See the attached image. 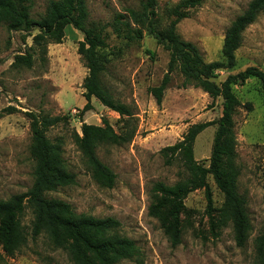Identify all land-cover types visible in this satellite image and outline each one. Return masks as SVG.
Segmentation results:
<instances>
[{
    "label": "rangeland",
    "instance_id": "obj_1",
    "mask_svg": "<svg viewBox=\"0 0 264 264\" xmlns=\"http://www.w3.org/2000/svg\"><path fill=\"white\" fill-rule=\"evenodd\" d=\"M49 1L33 0L31 16L40 19ZM180 1L157 0L159 28L168 26L173 19L172 8ZM85 2L88 25L106 26L101 52L108 61L103 81L117 100L134 109L136 133L129 139L126 121L95 97L85 109L83 82L88 69L78 54L84 38L81 31L66 27L62 42L49 43L43 59L41 47L34 41L38 29L10 31L0 23V110L9 105L18 109L0 119V200L28 191L34 181L26 112L67 115L69 119L49 128L47 136L59 147L65 168L76 179L48 196L69 203L76 214L119 220L117 233L133 240L137 253L117 264H264V245L259 240L264 234V99L259 79L253 77L233 86L240 101L234 117V168L238 171L237 190L246 200L251 224L246 243L237 244L233 222L223 212L225 194L209 175L212 208L208 209L205 187L190 192L180 214L181 243L173 246L159 217L151 215L149 208L154 196L163 198L154 191L157 183L174 185L188 173L180 160L167 164L160 150L181 140L190 125L220 119L223 99L213 100L199 87L184 86V75L176 64L158 104L149 89L159 86L168 73L170 52L146 26L139 40L129 39L125 26L120 32L111 27L118 14H126L123 20H129L127 9H139L142 0ZM250 2L206 0L187 11L177 32L194 43L207 62L221 60L226 30ZM27 55L32 58L31 67L14 65L17 57ZM235 56V66L220 71L218 81L250 66L264 69V11L243 32ZM105 121L118 135L125 136L119 143L97 146L98 158L116 175L112 187L94 179L77 144L83 123L104 127ZM216 130L217 124L207 127L194 142V159L204 167L210 163ZM33 218L27 204L20 215L24 244L13 255L5 254L0 246V264H75L67 250L55 246L47 234L33 237Z\"/></svg>",
    "mask_w": 264,
    "mask_h": 264
},
{
    "label": "trees",
    "instance_id": "obj_2",
    "mask_svg": "<svg viewBox=\"0 0 264 264\" xmlns=\"http://www.w3.org/2000/svg\"><path fill=\"white\" fill-rule=\"evenodd\" d=\"M33 0H0V23L10 31H32L38 29L34 41L40 45L43 59L49 43H61L66 27L73 26L84 35L79 43L81 56L88 74L84 79L85 109H89L91 99L97 98L104 106L118 113L126 121L128 138L134 137L137 127L134 109L117 100L103 81L107 71V61L101 48L105 45L106 26L88 25V10L85 0H50L45 14L40 19L31 16ZM206 0H181L172 8L173 19L167 27L157 25V0H142L139 9L128 8L126 14H118L112 29L120 32L125 26L129 39L143 37V27H148L159 44L170 52L169 71L159 86L149 90L158 104L170 79V72L179 64L184 75V86L194 85L203 89L213 100L223 99L222 116L218 120L194 123L189 126L181 140L160 150L167 164L180 160L188 176L174 184L157 183L154 191L163 196H154L150 214L159 217L162 227L170 236L173 246L181 243L180 214L188 194L198 188H206L208 209L212 208V195L207 188V178L212 175L216 184L225 194L223 212L233 222L235 239L243 246L251 228L245 198L237 190L238 171L234 168L237 157L235 136V114L240 105L233 86L242 84L250 78L261 82L264 99V69L247 67L224 80L218 81L219 72L230 69L236 63V51L242 45L243 32L255 22L264 11V0H251L248 8L231 23L225 33L222 46V59L207 62L199 48L184 40L177 32V25L187 16V11L200 6ZM32 66L30 55L19 56L14 65ZM18 109L9 105L0 110V119L13 114ZM32 135L31 155L34 159V181L31 188L16 194L9 200H0V246L7 255H13L21 248L25 235L21 230L20 215L27 204L33 212L32 235L47 234L57 247L67 250L75 264H117L133 258L137 253L135 242L117 233L121 226L113 217L97 218L86 214H76L73 207L60 199L48 195L59 187L74 184L75 175L65 168L60 149L47 136L49 128L68 120L69 116H52L47 113L28 111ZM82 124V136H77V144L92 168L93 177L100 184L112 187L115 173L97 156V146L102 142L119 143L125 136L118 135L111 125ZM217 124L212 154L208 167L200 165L193 154L196 137L207 127ZM132 126V127H131ZM131 127V129H130ZM165 206L167 210L161 211ZM264 245V234L259 238ZM1 256V253H0Z\"/></svg>",
    "mask_w": 264,
    "mask_h": 264
}]
</instances>
